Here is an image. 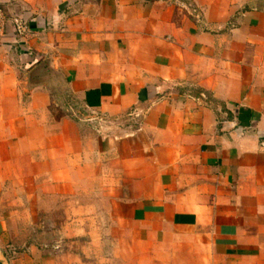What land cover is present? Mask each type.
<instances>
[{
  "label": "crops",
  "instance_id": "1",
  "mask_svg": "<svg viewBox=\"0 0 264 264\" xmlns=\"http://www.w3.org/2000/svg\"><path fill=\"white\" fill-rule=\"evenodd\" d=\"M0 8V264H264V0Z\"/></svg>",
  "mask_w": 264,
  "mask_h": 264
},
{
  "label": "rangeland",
  "instance_id": "2",
  "mask_svg": "<svg viewBox=\"0 0 264 264\" xmlns=\"http://www.w3.org/2000/svg\"><path fill=\"white\" fill-rule=\"evenodd\" d=\"M69 116H71L73 120L76 121L77 123H83V125L89 126V129L91 128L92 130L91 129L90 130L94 131L98 135L102 132V129L97 124L92 123L93 124L92 125L91 123H89L90 115L84 112L82 109H79V113L77 114L79 118L81 116V119H79L77 116H74V115H69ZM86 132H88L87 128H84L83 130L80 131L82 135L84 134L87 136ZM50 211H51L50 215H47L48 219H50V220H47V226L39 225L38 221L36 220V222H34V224H32L31 226L25 227V235L28 234V236L31 239H38L41 236L47 241L48 245H55L58 242L62 241L64 237H66L67 240H65L63 244L66 247L71 246L72 233L68 226H63L61 224L63 222L62 212L60 211V212L55 213L54 209H51ZM86 244H87V241L83 239L81 241H75V244L73 246H75V248L77 249H81V247L86 246ZM94 260L97 261V259H94Z\"/></svg>",
  "mask_w": 264,
  "mask_h": 264
},
{
  "label": "built area",
  "instance_id": "3",
  "mask_svg": "<svg viewBox=\"0 0 264 264\" xmlns=\"http://www.w3.org/2000/svg\"><path fill=\"white\" fill-rule=\"evenodd\" d=\"M15 34L18 36H24L28 33V25L27 22L23 18L16 17L12 20ZM6 31V18L4 12L0 8V40H2L5 36Z\"/></svg>",
  "mask_w": 264,
  "mask_h": 264
}]
</instances>
